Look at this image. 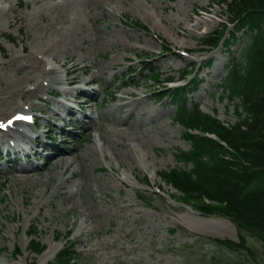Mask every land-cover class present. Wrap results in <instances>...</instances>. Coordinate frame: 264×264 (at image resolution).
<instances>
[{"label":"rangeland","instance_id":"374dc122","mask_svg":"<svg viewBox=\"0 0 264 264\" xmlns=\"http://www.w3.org/2000/svg\"><path fill=\"white\" fill-rule=\"evenodd\" d=\"M46 1L0 0V109L11 102L10 95L18 87L28 91L16 101L24 106L22 110L37 115L38 127H15L26 132L31 129V140H25L28 146L40 134L26 164L21 155L17 158L0 152L4 155L0 160V264H37L42 254L36 256L27 247L28 231L33 226H37L38 241L46 248L60 250L75 243L78 264H264L262 240L256 234L239 231L227 217H205L178 202L182 199L176 190L159 179L160 170L184 167L177 163L176 153L190 149L191 144L182 136L183 127L173 119L171 103L158 101L154 93L157 85L148 80V70L140 60L153 57L149 64L160 70L162 80L169 76L178 80L184 72L192 73L193 67V76L189 74L181 82L200 81L193 83L197 87L192 101L219 120L234 123L235 105L223 98L221 85L232 56L240 60L246 34H239L231 50L222 44L209 52L204 45L205 37L230 19L229 0H164L166 7L158 0H142V10L131 0H113L116 10L101 0L89 11H70L66 22L60 21L58 26L69 29L63 34L73 39L74 57L65 58L66 42L56 43L61 52L55 55L59 71L50 77L59 79L48 87L43 85L48 76L27 78L26 69L21 67L32 59L31 50L53 62L46 50L55 42L50 33L44 35L36 26L57 13ZM215 8L221 9L218 15L210 12ZM205 18H212L214 25L203 24L191 36L183 34L182 29L190 27L192 21ZM224 30L229 38L235 28L229 25ZM10 37L16 39L11 41ZM80 56L85 58L78 61ZM219 58L223 59L221 65ZM93 62L100 63L104 71L90 82V73L96 70L91 67ZM74 63L79 68L66 73ZM88 67L90 71L84 73ZM75 76L78 80L72 82ZM37 85H42L38 96H29V90ZM91 90L99 92L98 100L88 93ZM52 92L59 93L53 96ZM132 96L143 102L128 117V107H116ZM59 101L77 105L84 118L74 116L71 122L70 117L62 120L50 115L52 110L65 113ZM11 113L0 119L5 121ZM97 117L89 128L92 118ZM136 122L139 127H135ZM10 132L15 136L14 130ZM5 133L0 131V138ZM100 136L103 138L98 141ZM21 138L18 140L23 144ZM96 144L106 149L98 150ZM88 149H93L92 155ZM56 150L64 159L54 164V158L47 154ZM40 162V167L23 171L22 165ZM78 190L81 196L71 197ZM137 191L145 196L140 194V199ZM87 212H91V219L84 216ZM90 226L93 228L87 233ZM57 233L61 234L58 240L54 238ZM242 236L247 248L219 242L241 243ZM18 248L21 252L14 255Z\"/></svg>","mask_w":264,"mask_h":264},{"label":"trees","instance_id":"16d2710c","mask_svg":"<svg viewBox=\"0 0 264 264\" xmlns=\"http://www.w3.org/2000/svg\"><path fill=\"white\" fill-rule=\"evenodd\" d=\"M231 2L230 24L236 27L231 42L238 41L239 33H246L247 39L240 61H231L222 85L223 97L235 105L236 121L223 122L202 111L184 88L160 86V100L171 98L175 120L184 127L182 136L191 147L176 153L183 168L163 170L159 176L203 214L224 215L239 231L256 234L264 255V0ZM223 37V33L209 36L206 43L218 46ZM148 70L160 85V71L153 66ZM36 228L30 233L36 234ZM241 240L239 245L246 247L243 236ZM30 249L40 254L44 245L32 239ZM75 254L74 243H68L49 264H75Z\"/></svg>","mask_w":264,"mask_h":264},{"label":"bare ground","instance_id":"6f19581e","mask_svg":"<svg viewBox=\"0 0 264 264\" xmlns=\"http://www.w3.org/2000/svg\"><path fill=\"white\" fill-rule=\"evenodd\" d=\"M46 0H43V2ZM134 7L142 10L144 9L143 7L145 6L144 2L142 0H131ZM148 1V0H146ZM210 1V0H208ZM101 2V0H56L54 2L47 0L46 4H52L53 7L56 8L57 13L55 16H53L52 19H49L47 21H45V18L42 20L43 22L41 23H36L37 29L41 30V33L44 35H47L48 33H50V37L53 39V41L55 43H52V45L50 46V49L46 50V53H48L49 56H52L53 62L51 61H46L43 57H41L38 53L34 52L33 50H31L29 52V55L32 59H29V64H21L22 68L26 69V77L27 78H33L34 76L38 79L41 76H48L49 79L45 80V83L43 85H46L45 87H48L50 84H52L54 82V80H58L59 77H56L55 79H51L50 74L53 73L54 71H59V67L56 64V57L55 55L61 53L59 51V48L57 47V44L61 43V42H66L68 44V47L65 50L66 56L65 58H72L74 57V53L72 52L73 49V39L71 36L69 35H64L63 33L69 31L68 28H66V26H58V22L60 21H64V23L66 22V19L69 18V14L68 12L70 11H74V12H80V11H89L90 8L92 6H97L99 5ZM158 4H160L163 7H166L164 5V0H158L157 1ZM107 5H109L111 7L112 10H116L117 9V4L113 1V0H107ZM212 15H218L221 12L220 8H215L212 9L211 11ZM208 25L209 27H212L214 25V20L212 18L208 19H196L195 21H192V24L190 25V27H185L182 29V32L184 35L186 36H191L194 34V31L196 29H198L201 25ZM42 39L45 40V37H41ZM178 42V41H177ZM57 43V44H56ZM67 46V45H65ZM195 49L200 50V47H194ZM85 57L84 56H80L78 58V61L83 60ZM55 63V64H54ZM223 63V59L219 58L218 59V64L221 65ZM218 65H215V67L217 68ZM91 67L95 68L96 70L92 73H90V82L94 81L95 79H97L99 73L104 71V68L102 65H100V63L98 62H93ZM79 68V64L78 63H74L70 68L67 69L66 73H70V72H74ZM90 67L86 68L84 70V73L89 72ZM78 80V76H75L72 79V82H75ZM40 86L42 85H37L35 88L29 90L30 94L29 96H38L39 91L38 89L40 88ZM83 90V89H81ZM28 91L23 90L21 88H17L16 90H14L11 95L10 98L11 102H9L8 104L2 105L4 108L0 109V118H2V116L6 115L8 112L13 111V113H11L10 115H8L6 117V119H14L13 124L10 126L11 129L14 128V124L16 123V119L15 116L17 113L21 112V109H23L22 107H24L23 105H21L20 103H18L16 101V97L19 98H23ZM63 94H69L70 92L67 90H63L62 91ZM88 93H91V97L93 99L98 100L99 97V92L97 90H91L88 91ZM143 102L142 98H139L138 96H132L130 98L129 101H127L126 103L117 106L116 108L119 110L123 107H128L129 108V113H128V117L132 116L135 112L136 109H138L140 103ZM59 105L62 106V109L65 111H68L69 115L72 116V118H70L72 121H74L73 116L75 117H82L83 114L78 111L74 106H72L69 101H67L66 103L63 101H59L58 102ZM35 106V104H31L30 107ZM59 109V108H57ZM49 111V110H48ZM143 112V111H142ZM50 115H52L53 117H59L62 118V120H64V117L62 116V113H60L57 110H52L50 112ZM14 116V117H13ZM152 114L149 116L151 117ZM147 118V116L145 117ZM98 119L97 118H92V123L88 125V127H92L93 123ZM0 123H6L4 122V120L0 119ZM83 121V120H82ZM120 121H123L122 119H120ZM119 122V121H118ZM139 122H136L135 127H139ZM129 125V124H126ZM15 134L18 137L19 136H26L28 138V140H31V138L27 135V133H25V131H23L22 129H15ZM40 135V134H39ZM8 136V138L4 139V140H0V151L6 152V151H10V150H14L15 148H18L22 151V157L21 159L23 160V162L26 164L27 159L25 158V155L27 154V150L25 148L20 147L15 138H11V133L7 132L6 137ZM102 136H100V138L98 139V141L102 140ZM11 139V140H10ZM35 142H37V139H35L32 143V145H35ZM116 143V142H115ZM47 144V143H44ZM10 145V146H9ZM129 145L133 146V144L129 143ZM96 149L98 150H103L106 149V147H102L96 144ZM48 148V147H47ZM93 150V149H92ZM91 149H88L86 152L88 153V155H92L93 151ZM55 151V150H54ZM54 158V164L59 163L60 161H62L64 159V154L58 150H56V152L54 154L50 155V159ZM19 162V161H18ZM23 166V171H27V168H32V167H36L37 165H31V167L27 166V165H22ZM83 179V176H82ZM63 183H60V185H62ZM80 186V185H79ZM82 191L78 190L76 192H72V196L78 195L81 196ZM84 216H86L87 218H92L91 212H87L84 213ZM92 226L87 227L86 231L87 233H90L92 230ZM58 251V247H53V246H48L46 248V250L42 253L41 256H39L38 258V262L37 264H45L50 260H53L55 258V255Z\"/></svg>","mask_w":264,"mask_h":264},{"label":"snow or ice","instance_id":"6c2138e0","mask_svg":"<svg viewBox=\"0 0 264 264\" xmlns=\"http://www.w3.org/2000/svg\"><path fill=\"white\" fill-rule=\"evenodd\" d=\"M0 126H3V125H0Z\"/></svg>","mask_w":264,"mask_h":264}]
</instances>
